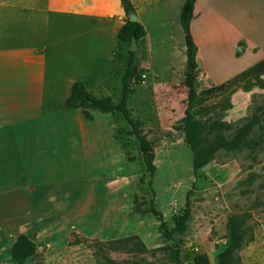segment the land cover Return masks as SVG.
Masks as SVG:
<instances>
[{
	"label": "crops",
	"instance_id": "1",
	"mask_svg": "<svg viewBox=\"0 0 264 264\" xmlns=\"http://www.w3.org/2000/svg\"><path fill=\"white\" fill-rule=\"evenodd\" d=\"M14 1L32 15L14 30L18 37L0 25V255L10 258L20 235L37 251L62 247L73 234L150 243L148 216L133 211L130 195L138 165L128 156L140 155L130 127L119 114L96 109L89 120L66 101L77 81L97 98L119 99L130 45L118 33L133 19L146 31L136 44L148 82L133 85L129 108L154 145L155 168L160 156L187 147L173 128L188 94L179 21L185 0H131L129 14L120 0ZM193 13L196 72L206 77L196 80L192 113L236 122L251 96L264 92V0H196Z\"/></svg>",
	"mask_w": 264,
	"mask_h": 264
},
{
	"label": "rangeland",
	"instance_id": "2",
	"mask_svg": "<svg viewBox=\"0 0 264 264\" xmlns=\"http://www.w3.org/2000/svg\"><path fill=\"white\" fill-rule=\"evenodd\" d=\"M15 2L0 0V25L6 26L10 37L21 36L14 30L26 27L24 24L32 15L20 12L15 8ZM30 21L37 26L43 24L39 18ZM263 102L264 92L253 94L245 117L236 122L226 120L225 116L222 119L240 126L252 112L250 108ZM260 125L256 126L253 135L260 145L246 146L239 152L219 151L198 176L193 171L192 152L188 146L160 156L152 184L154 195L147 185L148 176L143 170L141 156H129L138 165L135 187L130 191L132 199L136 198L145 208L153 197L156 209L166 215L169 228L174 226V218L185 210L188 199L190 215L186 227L183 233L174 234L173 240L163 237L153 227L154 222L158 225L159 222L147 214L144 216H148L149 222H145L144 227L154 233L148 244L138 236V240L122 238L125 240L109 244V241L76 235L62 247L40 248L24 264H174L171 254L177 250L183 264H193L196 254H206L209 264H219L227 247L226 222L231 215L245 216L248 233L252 236L239 252V264H264V117ZM142 175L144 181L140 182ZM74 239L81 242L70 245ZM165 245L170 249L154 251ZM0 264L15 263L7 255H0Z\"/></svg>",
	"mask_w": 264,
	"mask_h": 264
},
{
	"label": "trees",
	"instance_id": "3",
	"mask_svg": "<svg viewBox=\"0 0 264 264\" xmlns=\"http://www.w3.org/2000/svg\"><path fill=\"white\" fill-rule=\"evenodd\" d=\"M196 0H185L180 11L179 21L184 33V42L186 47V64L187 71L185 72L184 84L188 88L186 99V110L184 118L173 128L184 133V142L192 152V168L196 176L199 171L211 162L219 151L239 152L246 146H258L260 141L254 139V129L260 125L264 117V102L256 105L251 109V113L240 126H233L231 123L223 121L222 114L215 113L213 116L206 119L196 118L192 110L197 99L196 94V53L197 47L191 34V21L194 17V5ZM121 6L126 14L134 10L131 0H120ZM146 35L144 27L138 21L125 20L124 25L118 33V39L121 43L129 46L131 40L136 41ZM240 46V45H239ZM134 52L128 51V60L125 71L122 76V92L117 101L111 97L97 98L90 94L84 84L80 81L75 82L71 87V93L66 101L68 108L81 109L85 117L89 120L92 115L89 110L96 109L101 112H111L119 114L126 124L130 127V134L133 135L138 144L139 154L141 156L144 172H147V185L154 195L152 188L153 177L155 175L154 165V145L143 134L140 129V123L133 117L129 108V100L134 93L133 85L139 83L141 72L132 77L131 83L128 79L131 77V69L134 61ZM220 116V118H218ZM260 128L262 126L260 125ZM129 161H134L133 157L128 156ZM144 181V176L140 178V182ZM134 211L141 215L151 214L159 222L158 230L168 240H173L174 234L183 233L186 222L188 221L190 210L189 202L186 200V208L182 214L174 218V226L169 228L165 222L163 215L154 206V199L151 198L149 205L142 207L137 199L133 200ZM227 231V247L221 254L219 264H239V252L248 244L252 236L248 233V226L245 216L231 215L226 222ZM72 237H76L75 234ZM137 239V236L128 237L125 239ZM117 241H109V244ZM80 240L74 239L69 244L74 245L80 243ZM170 249V246L165 245L156 248L154 251ZM37 254V246L35 242L26 235L18 236L10 247V259L15 264H24L29 259ZM171 259L174 264H183L180 260L179 251H174L171 254ZM193 264H209L206 254H196L193 257Z\"/></svg>",
	"mask_w": 264,
	"mask_h": 264
},
{
	"label": "water",
	"instance_id": "4",
	"mask_svg": "<svg viewBox=\"0 0 264 264\" xmlns=\"http://www.w3.org/2000/svg\"><path fill=\"white\" fill-rule=\"evenodd\" d=\"M131 21H135V20L132 19ZM129 51L134 52V56H135L134 61H133V66L131 69V77L130 79H128V83H131L132 77L138 73V66H139V59L137 56V44L134 38L131 40Z\"/></svg>",
	"mask_w": 264,
	"mask_h": 264
},
{
	"label": "built area",
	"instance_id": "5",
	"mask_svg": "<svg viewBox=\"0 0 264 264\" xmlns=\"http://www.w3.org/2000/svg\"><path fill=\"white\" fill-rule=\"evenodd\" d=\"M206 77V75H205V73L204 72H202V71H197L196 73H195V78H196V80H202V79H204ZM147 82H148V78H147V73L146 72H142L141 73V76H140V81H139V83H141V84H147Z\"/></svg>",
	"mask_w": 264,
	"mask_h": 264
}]
</instances>
